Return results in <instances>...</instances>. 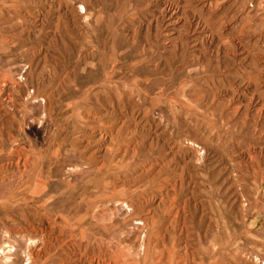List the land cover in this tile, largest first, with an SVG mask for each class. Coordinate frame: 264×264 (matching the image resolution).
<instances>
[{
	"label": "rangeland",
	"instance_id": "rangeland-1",
	"mask_svg": "<svg viewBox=\"0 0 264 264\" xmlns=\"http://www.w3.org/2000/svg\"><path fill=\"white\" fill-rule=\"evenodd\" d=\"M0 264H264V0H0Z\"/></svg>",
	"mask_w": 264,
	"mask_h": 264
},
{
	"label": "bare ground",
	"instance_id": "bare-ground-1",
	"mask_svg": "<svg viewBox=\"0 0 264 264\" xmlns=\"http://www.w3.org/2000/svg\"><path fill=\"white\" fill-rule=\"evenodd\" d=\"M176 95V94H175Z\"/></svg>",
	"mask_w": 264,
	"mask_h": 264
}]
</instances>
